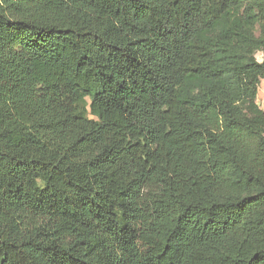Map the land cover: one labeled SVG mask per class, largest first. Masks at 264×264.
Instances as JSON below:
<instances>
[{
  "label": "trees",
  "instance_id": "1",
  "mask_svg": "<svg viewBox=\"0 0 264 264\" xmlns=\"http://www.w3.org/2000/svg\"><path fill=\"white\" fill-rule=\"evenodd\" d=\"M259 52L264 0H0V264H264Z\"/></svg>",
  "mask_w": 264,
  "mask_h": 264
},
{
  "label": "rangeland",
  "instance_id": "2",
  "mask_svg": "<svg viewBox=\"0 0 264 264\" xmlns=\"http://www.w3.org/2000/svg\"><path fill=\"white\" fill-rule=\"evenodd\" d=\"M255 34L257 37H262L261 34V29L259 26H257L255 28ZM256 59L259 61V62H263L264 60V55L262 52H259L256 54ZM88 104H89V101H88ZM257 104L259 106V108L261 110H264V80H261L260 81V84H259V87H258V100H257ZM89 118H93L91 115H89Z\"/></svg>",
  "mask_w": 264,
  "mask_h": 264
}]
</instances>
